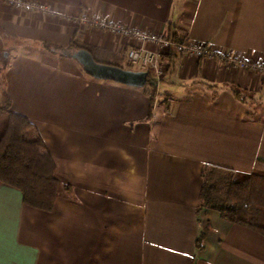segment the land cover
I'll return each mask as SVG.
<instances>
[{"label": "crops", "instance_id": "0c3cea01", "mask_svg": "<svg viewBox=\"0 0 264 264\" xmlns=\"http://www.w3.org/2000/svg\"><path fill=\"white\" fill-rule=\"evenodd\" d=\"M28 1L52 11L0 2V106L32 122L68 189L44 211L0 183V264H264L263 235L198 210L204 165L264 171V73L222 58L264 61V0ZM84 13L177 32L214 55L161 49L150 109L144 87L93 78L45 52L41 42L73 39L124 65L130 39L81 25Z\"/></svg>", "mask_w": 264, "mask_h": 264}, {"label": "trees", "instance_id": "16d2710c", "mask_svg": "<svg viewBox=\"0 0 264 264\" xmlns=\"http://www.w3.org/2000/svg\"><path fill=\"white\" fill-rule=\"evenodd\" d=\"M172 36L176 41L185 39L178 37L177 32ZM40 44L49 51L55 52L60 49L49 43ZM67 47H82L98 62L133 69V65L127 59L124 65L101 61L95 53L96 48L73 39ZM144 88L151 109L158 87L148 79ZM234 93L240 94L239 91ZM2 121L0 183L19 189L24 204L44 211L51 210L59 193L68 187L56 178L55 162L47 147L39 135H33L32 122L26 116L11 111L8 102L0 106V123ZM201 177L198 210L203 208L216 210L223 219L248 227L264 236V171L241 173L224 167L204 165ZM200 239L202 235L196 243Z\"/></svg>", "mask_w": 264, "mask_h": 264}, {"label": "built area", "instance_id": "2783aa9c", "mask_svg": "<svg viewBox=\"0 0 264 264\" xmlns=\"http://www.w3.org/2000/svg\"><path fill=\"white\" fill-rule=\"evenodd\" d=\"M0 2L26 12L49 13L52 11L46 4L39 1L0 0ZM77 20L81 25L87 23L94 27L106 28L117 36L129 38L131 44L126 49V59L133 66L146 70L148 72V79L155 83L157 87L163 77L160 64L161 49L166 53L174 55L188 53L201 58L214 55L209 49L206 50L205 46L186 40L176 41L165 34L149 33L122 24L99 20L88 13L80 15ZM222 58L228 65L236 64L243 69L264 73V61L262 60L237 59L233 55H226Z\"/></svg>", "mask_w": 264, "mask_h": 264}, {"label": "water", "instance_id": "95a60500", "mask_svg": "<svg viewBox=\"0 0 264 264\" xmlns=\"http://www.w3.org/2000/svg\"><path fill=\"white\" fill-rule=\"evenodd\" d=\"M55 52L62 57L75 60L86 74L96 79L110 80L134 87H144L148 82V72L146 70H133L114 64L98 62L87 49L82 47L60 48Z\"/></svg>", "mask_w": 264, "mask_h": 264}, {"label": "rangeland", "instance_id": "374dc122", "mask_svg": "<svg viewBox=\"0 0 264 264\" xmlns=\"http://www.w3.org/2000/svg\"><path fill=\"white\" fill-rule=\"evenodd\" d=\"M45 49V48H44ZM47 51V49H45V52ZM48 52V51H47ZM60 57V56H59ZM133 69H139V67H135L133 66ZM161 70H162V76H164V73H165V69H164V66L161 64ZM163 78V77H162ZM162 80V79H161ZM159 85H160V82H159ZM4 120V119H3ZM3 130V121L0 123V133L2 132Z\"/></svg>", "mask_w": 264, "mask_h": 264}]
</instances>
